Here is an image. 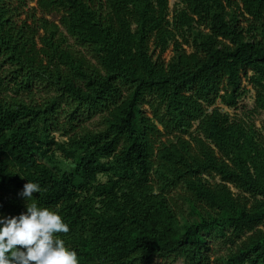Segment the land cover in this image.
<instances>
[{
	"label": "trees",
	"instance_id": "1",
	"mask_svg": "<svg viewBox=\"0 0 264 264\" xmlns=\"http://www.w3.org/2000/svg\"><path fill=\"white\" fill-rule=\"evenodd\" d=\"M0 70V216L58 211L79 264H264V133L218 107L264 111V0H0Z\"/></svg>",
	"mask_w": 264,
	"mask_h": 264
},
{
	"label": "clouds",
	"instance_id": "2",
	"mask_svg": "<svg viewBox=\"0 0 264 264\" xmlns=\"http://www.w3.org/2000/svg\"><path fill=\"white\" fill-rule=\"evenodd\" d=\"M40 191L28 181L19 195L32 201ZM68 231L58 211L26 203L18 215L0 216V264H79L76 251L56 236Z\"/></svg>",
	"mask_w": 264,
	"mask_h": 264
},
{
	"label": "rangeland",
	"instance_id": "3",
	"mask_svg": "<svg viewBox=\"0 0 264 264\" xmlns=\"http://www.w3.org/2000/svg\"><path fill=\"white\" fill-rule=\"evenodd\" d=\"M175 2H176V0H170V7L172 9L174 8ZM31 5H35V4L32 3ZM171 56H172L171 51H169L168 53L165 54V58L167 60H169L171 58ZM3 72H4V70H0V74L5 75ZM11 86H13V85H10L9 88H11ZM243 86L246 88L247 93L240 100L238 107L236 109H229V108H227L221 104H219L218 107L221 109L222 112L228 113L233 117H235L236 115L240 116V115H244V114L245 115L250 114L251 118L255 121L257 128L261 129L262 132L264 133V111L259 112L257 114H253L251 112L254 108L255 92L246 81L243 82ZM8 93L12 96H15L13 89H10ZM44 95H45V89L39 88V87L33 89L32 95H29L28 93H26V94L21 93V96L23 98H25L27 101H38V102H40L42 100ZM146 108L148 110V107H146ZM97 121H98V118H94L92 120H87V121L82 120V125L86 126L88 128H95ZM55 138H56V140H59V141L61 140V137L58 134L55 135ZM102 180L104 181V179H102ZM212 248H213V255L215 257L220 256L227 251L226 246L221 245V244L217 243L216 241L214 242V245ZM177 264H183V263L180 261Z\"/></svg>",
	"mask_w": 264,
	"mask_h": 264
}]
</instances>
